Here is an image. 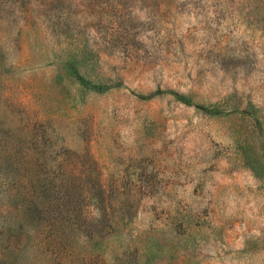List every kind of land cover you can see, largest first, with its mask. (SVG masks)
Returning <instances> with one entry per match:
<instances>
[{
  "label": "rangeland",
  "instance_id": "1",
  "mask_svg": "<svg viewBox=\"0 0 264 264\" xmlns=\"http://www.w3.org/2000/svg\"><path fill=\"white\" fill-rule=\"evenodd\" d=\"M0 264H264V0H0Z\"/></svg>",
  "mask_w": 264,
  "mask_h": 264
},
{
  "label": "trees",
  "instance_id": "2",
  "mask_svg": "<svg viewBox=\"0 0 264 264\" xmlns=\"http://www.w3.org/2000/svg\"><path fill=\"white\" fill-rule=\"evenodd\" d=\"M71 71L74 75V77L76 78V80L79 82V84L85 88H90V89H93L95 91H104L105 89H108L109 87L108 86H99V85H93V84H90L87 80H85L84 78H82L78 72L76 71L75 68L71 67ZM175 97V99L177 101H180L182 103H185V104H189L190 103V100H187L184 96H181V95H178L177 93H172ZM142 97V96H141ZM212 113V112H211Z\"/></svg>",
  "mask_w": 264,
  "mask_h": 264
}]
</instances>
